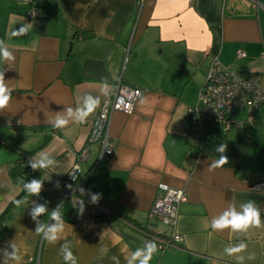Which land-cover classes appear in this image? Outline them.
Segmentation results:
<instances>
[{"label":"crops","instance_id":"1","mask_svg":"<svg viewBox=\"0 0 264 264\" xmlns=\"http://www.w3.org/2000/svg\"><path fill=\"white\" fill-rule=\"evenodd\" d=\"M37 4L42 20L27 18L21 3L0 0V48L14 57L0 55V73L11 92L0 110V217L22 192L9 177L21 157L26 166L37 165L38 180L47 184L0 221V264H139L143 257L135 253L147 248L141 230L171 231L148 216L162 196L160 184L186 194L176 226L183 243L180 250L154 251L149 264H264V192L249 189L264 182V108L254 111L244 130L187 126V110L196 106L213 60L238 79L261 76L264 88V0ZM22 27L25 34H13ZM239 52L245 57L238 58ZM120 76L143 95L131 115L113 113V153L101 157L100 142L89 140ZM89 95L98 106L81 124L78 109ZM58 119L67 125L54 127ZM87 144L83 170L94 168L87 185L111 210L107 220L80 218L58 188ZM222 144L224 153L217 151ZM221 155L227 161L217 164ZM44 156L53 160L48 167L39 166ZM250 201L261 227L213 229L214 220L232 210L242 213ZM39 206L47 210L33 218ZM53 226L59 230L50 243ZM241 243L245 250L226 253Z\"/></svg>","mask_w":264,"mask_h":264},{"label":"built area","instance_id":"2","mask_svg":"<svg viewBox=\"0 0 264 264\" xmlns=\"http://www.w3.org/2000/svg\"><path fill=\"white\" fill-rule=\"evenodd\" d=\"M18 2L28 8L26 17L32 20L45 18L44 11L37 4V0H9ZM243 52L238 58H244ZM143 91L129 87L122 82L120 76L115 83L110 96L103 102L96 117L99 123L97 136L89 141H99L101 144V157H110L113 145L110 142V121L113 113L121 112L131 115L137 101L142 97ZM264 108V88L262 77L257 75L246 79H238L229 68L217 60H213L206 74L205 81L197 94V104L187 110V126L189 128L203 129L205 126H218L224 131L236 128L244 130L253 123L255 110ZM245 113L241 122H236L234 116ZM89 142V143H90ZM89 144L85 145L77 155V161L67 179L59 182L58 188L65 200H70L74 210L80 218L96 221L110 219L111 210L100 202H92V197L85 192L81 193L84 185L93 173L83 170V164L89 159ZM162 196L158 198L149 210V218L158 221L171 229L170 233H150L141 230L144 243H155L157 251L163 254L170 250H180L183 237L176 232L179 218V207L187 200L183 191L172 189L164 184L158 186ZM252 191L264 192V182L253 184Z\"/></svg>","mask_w":264,"mask_h":264},{"label":"clouds","instance_id":"3","mask_svg":"<svg viewBox=\"0 0 264 264\" xmlns=\"http://www.w3.org/2000/svg\"><path fill=\"white\" fill-rule=\"evenodd\" d=\"M27 28L22 27L19 30H16L13 34H25L27 32ZM0 55H2L5 59H14V57L11 56V53H9L6 49L0 48ZM11 99V92L10 90L5 86L4 83V74L0 73V110L4 109L7 107L9 100ZM98 106V98H94L91 95H89L86 99V103L84 105L83 109H78V121L79 123L83 124L86 122L87 117L92 114L96 107ZM71 111V110H69ZM68 121L64 119H58L56 121V124L54 127L57 128H64L67 125ZM227 149V145H220L217 148V151L220 153H224ZM227 161V157L225 155H221L220 160L217 162V164H223ZM53 163L52 159H49L47 156H44L40 159L39 161V166L40 167H48ZM217 164H213L210 167H216ZM33 169L37 167L36 164H32ZM25 188L28 190V192L32 195H38L41 188H42V183L39 180H33L30 183H26ZM81 193L84 192L83 189L80 190ZM99 199L98 194H93L92 195V202L95 203ZM19 203V202H16ZM46 207L44 206H39L33 211V218L37 215H41L46 211ZM52 218L57 219V212L56 210H53L52 213ZM213 229L216 230H223L225 228H230L233 231H246L250 227H255L259 228L261 227V219H260V214L259 210L254 206L253 202H249L246 205L243 206V212L238 213L235 210L226 212L224 215H222L219 219H216L212 223ZM57 226H53L49 229L48 234H47V240L50 243H54L57 239L56 237V232L58 231ZM43 231V226H38L36 229L37 234ZM15 247V246H13ZM247 247L246 244L241 243L236 247L233 248H228L225 249L226 253L231 255L233 253H238L243 250H245ZM157 247L155 243H151L147 245L146 248V253L142 252L141 250H138L135 253L134 258H139L143 257L142 259L139 260V264H149V261L152 258V254L154 251H157ZM14 255V253H13ZM72 256L71 253H66L65 254V260H71ZM242 259V258H240ZM249 259H254V254H250Z\"/></svg>","mask_w":264,"mask_h":264},{"label":"trees","instance_id":"4","mask_svg":"<svg viewBox=\"0 0 264 264\" xmlns=\"http://www.w3.org/2000/svg\"><path fill=\"white\" fill-rule=\"evenodd\" d=\"M83 35V34H82ZM83 38H88L89 36H86L85 34L82 36ZM25 157H21L16 163L15 166L10 169L9 177L11 181L19 186L22 190L21 194L12 202L10 203L9 207L6 209L5 213H3L0 217V221L3 220L7 214L10 212L11 208L17 204L16 202L24 203L28 200L29 196L31 195L28 190L25 188L26 183H30L33 180H38L40 176V169L37 167L33 169L32 166H26L25 165ZM47 186V184L42 183V187ZM85 193L88 194V196L92 197L91 191L88 187V185H84L82 187ZM99 202V201H98ZM104 205V204H103ZM106 206V205H105ZM108 207V206H107ZM109 208V207H108Z\"/></svg>","mask_w":264,"mask_h":264},{"label":"water","instance_id":"5","mask_svg":"<svg viewBox=\"0 0 264 264\" xmlns=\"http://www.w3.org/2000/svg\"><path fill=\"white\" fill-rule=\"evenodd\" d=\"M98 126H99V123H96L95 126H94V133H93L94 137L97 136V133H98V130H99Z\"/></svg>","mask_w":264,"mask_h":264},{"label":"rangeland","instance_id":"6","mask_svg":"<svg viewBox=\"0 0 264 264\" xmlns=\"http://www.w3.org/2000/svg\"><path fill=\"white\" fill-rule=\"evenodd\" d=\"M164 227L166 228V226H163V228H164Z\"/></svg>","mask_w":264,"mask_h":264}]
</instances>
